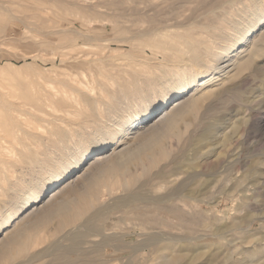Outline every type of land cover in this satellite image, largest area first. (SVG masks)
I'll use <instances>...</instances> for the list:
<instances>
[{
	"label": "rangeland",
	"instance_id": "374dc122",
	"mask_svg": "<svg viewBox=\"0 0 264 264\" xmlns=\"http://www.w3.org/2000/svg\"><path fill=\"white\" fill-rule=\"evenodd\" d=\"M78 1L81 4H79ZM78 1L75 0L73 2L74 4L73 3L72 4H70V3L66 4L65 3V5H64V3H62V1L60 0L59 2H61L62 5L61 4H54V5L51 4L50 7L53 9L50 10L49 13L47 15H44L43 17L46 20L49 19L47 21L50 23V25H54L55 22H57V23L59 22V24H61L62 21L64 20L63 23L67 24L66 28L68 30V35L66 37H68V39H70V40L75 39V42L76 41L78 42V45H77L78 50L76 51V53L73 54V56L77 60H85V61L92 60V58H95V56L99 57V55L101 56L103 54L102 57H104V58H102V57L101 58H102V61H103V59L105 60L103 62L104 65L101 67L100 66H98V67L94 66L93 68H91V70L85 74V77H82L81 85H79V87H77L76 91H67V94L70 97H69V100H66L65 103H58L57 101H55L54 103L50 102V101H41V102L37 101L38 104L40 105V106H37L38 104L34 100V97H36L37 94L32 93V92L26 93L25 91H20V90L17 91L18 89L16 87L7 86L5 84L0 85V89H1L0 90V109L4 108L5 105H13L17 112L22 111L23 113L27 112L30 114L33 110V113H31V114H33L32 115L33 117L28 115V114H24V117H23V115L20 116V118L18 117L17 125L8 124L9 127L12 126V131H13L12 136H14L13 139H12V137L9 138L8 137L9 135L8 136L5 135L3 129L5 128L4 126L7 124L5 123V121L4 122L2 120L0 121L1 125L5 124L4 126L2 125V127L0 125V130H1L0 132H2V133H0V221L1 222L5 218V215H6L5 213L8 212V210L14 208V206L19 207L20 202L26 193H28L31 190H36V191L41 190L44 187H46L48 185L47 184L48 177H49V174L51 172L59 171L63 168H75L74 165L76 164V161H78V165L76 167L78 169L76 170V172L73 173L72 177L69 179L70 181H68V183L65 185V187L63 189L60 190V192L63 191L68 186L73 187L74 191L77 192V195L73 196L76 204L73 203L71 205L77 206V207H79V205L81 204L82 197H79L80 195H82L83 197L85 195L86 200L89 199V196L86 197V195H88L87 191H90L88 189V187L90 185L86 186L85 184H83L82 175H85V174L89 175L90 172L93 173L92 171L95 169L94 166H96L97 162H99L101 160V158L104 156H107V155H108V157L113 156L116 153V151H118L121 148L122 144H124V143L129 144V142H132L131 144L133 145L136 142H139L138 135L145 132V130L149 129V126L151 125V123L158 121V118H160V116L162 117L163 115H165V113L168 110H170L169 108H171L172 103L178 102L179 99H180L179 101H182L185 94L183 96H177L178 98L176 97L172 100L169 99L167 108L163 109V111H162L161 107H160L161 98H162L161 97L162 96L161 91L165 85L172 83V81L174 79V75H172V74H173V71H175L173 68L176 67V69H179L178 66H180V68H181V65H182L181 69H184V67H185V69H188V71H189L191 66H193L191 68H194V67H196L195 64L198 63V62L195 63L194 61L189 60V56H188L189 53H187L188 54L187 56L185 54V56L187 58L184 56V59H186L188 62L187 61L183 62V59H182L183 57L180 56L182 61H179L178 60L179 56L172 55L170 52L163 51V50H156V52H155V51H153L154 49L149 48L146 44H145V46L142 45L144 43L139 39H137V41H136V39H134V42L135 41L136 42L133 43V37L131 36L132 33L130 31H128L127 29H129V30L132 29V31H133V28H135V26H134L135 24L132 20L133 19L135 20V17L134 18L131 17L132 14H129L130 10L126 11V10H128L127 8H124V7H127L126 4H125V6L121 5L119 7L121 11L124 8L122 12L117 10V8H115V7L110 8L109 5H107V7L106 6L98 7V8H100V10L95 7L94 11L95 10L96 11L98 10V11L92 12L93 14H95L96 17L93 15V17L90 18V21H91L90 24L92 23L91 25H93V26L95 25V27L99 28L100 32L97 31V34H96L97 40L96 41L82 42L81 41L82 39L78 38V35H76V33H75L76 29L78 31H82V32H84V30H85L84 27L82 28V27H80V25H78V23H76L79 20H81L80 19L81 14H79L80 12L75 13L76 11H74L72 7H79L81 9L82 7L85 6L86 3L83 2L84 0L83 1L78 0ZM89 1H91V0H89ZM92 1L96 3L99 0L98 1L92 0ZM92 1L89 3L92 4L93 3ZM104 1L100 0L98 4H102V2L104 3ZM109 1L106 0L105 2L108 4ZM111 1H114V0H111ZM155 1H158V0H155ZM164 1L160 0V2H162L163 4H167V5L173 4L174 8H178L175 10L178 11L177 12L178 16H180V17H178V19L176 18V22L178 21L181 25L179 24V25H177V27L174 26L175 29L173 27V29H170V31L173 30V32L175 31V33H181V32L182 33H186V32L188 33V32H190L192 34V36L194 34H198V35L194 36V38L196 37V39L197 38L208 39V35L205 33V30L207 29V27L210 28L213 25L216 26L218 23L221 26L223 25L222 26L223 28H227V27L229 28L231 26L228 29V31H230V32L233 31V29L235 30V27L237 25L236 23H238V21L239 22L242 21L245 24L246 21H243V19L246 20L247 15L245 17V15L243 16L242 14L245 13V14L249 15L251 13L250 9L253 10L251 6H248L249 4L253 6L254 4L256 5L258 3L256 6L259 5V7L262 8V11H264V7H263L264 6V0H254V3L252 2L253 0L252 1H250V0L249 1L248 0H239V1L238 0H235V1L234 0H232V1H229V0H217V1L216 0H211V1L210 0H203L204 3L202 0H193V1L192 0H184V1L183 0H174V1L172 0V2L170 0L169 1L164 0ZM186 1L188 2V6H187ZM209 1L210 2L215 1V3H210ZM226 1H229L230 3L226 2ZM241 1H243V2H241ZM115 2H117V1L115 0ZM179 2H181L180 3L181 6L178 5ZM231 2L234 5H232ZM237 2H239L240 4L237 5L238 4ZM250 2L253 4H251ZM76 3H77V5L75 6ZM226 3L231 4V6H229L228 9L226 7V6H228ZM235 3H237V4H235ZM223 4H226V5H223ZM12 5H14V6H12ZM30 5H31V7H30ZM55 5L57 6V8L56 7L54 8ZM175 5H177V6L175 7ZM140 6H143V4H140L139 7ZM205 6H207V7H205ZM220 6H222V8ZM233 6H235V7H233ZM247 6L250 9H248ZM61 7H63V8H61ZM224 7H226V8H224ZM179 8H180V10L184 9V8H186V9H184V11L183 10L179 11ZM223 8L225 10H223ZM105 9H107L109 11L107 12V10H105ZM200 9H202V11ZM215 9H217V11ZM219 9H221L224 12V14L222 13V15L226 16L229 13L230 15H228V17L229 18L234 17L235 19L234 18L228 19L224 16L222 17L221 16L222 11ZM238 9H240V10H238ZM241 9L243 10V12ZM246 9H247V12H246ZM113 10H115L116 12ZM53 11L54 12L56 11L55 14ZM60 11H62V12L60 13ZM117 11H119L120 13ZM203 11H204V13H203ZM210 11H211V13H210ZM215 11H216V13H215ZM112 12H114V13H112ZM212 12H214L216 14L214 17H213L214 13H212ZM218 12L220 13L221 17L219 16ZM64 13H66L67 15L70 13L71 15H69V16L72 18L65 16L66 14H64ZM104 13L106 14V16H104L105 15ZM125 13H127V14H125ZM192 13H194V14H192ZM225 13H226V15H225ZM235 13H236V15H235ZM238 13L240 14L239 17H238V15H239ZM56 14H57V16H56ZM62 14H64V15H62ZM75 14H76V16H75ZM77 14H79L78 19H77ZM114 14H116V15H114ZM205 14H206V16H205ZM127 15H130V16L126 17ZM211 15L213 17L212 18L213 20L215 18L216 20L220 19L221 21H219V20L218 21H215V20L212 21ZM217 15L219 18L217 17ZM61 16H63L64 18L66 17V19H64L63 17L61 18ZM185 16H186V18H185ZM241 16H242V20L240 18ZM263 16H264V14L257 17L256 22H259V21L260 22H259V24L257 23L258 25L255 27V29H253V31L248 32V30H247L248 25H243V24L241 25L240 24V29H238V32L241 33V31L244 28L248 32V34L247 33L245 34L243 40L249 39V38L252 39V38H254V36L259 34V32H261L260 28L264 27V19L262 20ZM54 17L59 18V19H56ZM73 17H75V18H73ZM196 17H199V18H196ZM201 17H203V18H201ZM39 18L35 17V11L33 10V3L31 0H26V1L25 0H21V1L20 0L19 1L18 0H2V1L0 0V80L9 79V77L11 78L10 75L12 74L13 69H14V71L15 70L18 71L19 76H27V75L35 74L36 73L35 71L37 69H41V68H42L41 70H43V68L48 69V71H50V72H48L46 70L45 73L46 74L48 73L49 75L52 74V76H55L59 72H61V71L64 72L66 70L67 63H64V64L60 63L61 58H59L60 56L58 54L59 52L57 49L52 48L53 49L52 50V49H44L43 48L44 50L42 49V51H41V48H37L35 46H32V41L38 40L41 38L40 36H38L37 31H36L38 29V27H37L38 24L42 21V19L41 18L39 19ZM223 18H226V19H223ZM71 19L72 20L76 19L74 25H70L69 21ZM231 19L235 20V21H232ZM191 20H193V21H191ZM197 20H199V23ZM201 20L205 21V22H202ZM222 21H224V23L227 21L229 26H227L228 24H226V23H225L226 24L225 25ZM115 22H117V23H115ZM194 22L195 23L197 22L196 23L197 25ZM36 23H37V26H34ZM112 23L114 25H110ZM145 23H143V26L147 25V23L146 24ZM186 23L188 25H190L191 27H194L195 25L198 26V27L195 26L197 28V30L194 29L195 27L194 28L190 27V30L188 31L187 29L189 28V26ZM203 23H205V24H203ZM115 24L121 25V26L117 27V25H115ZM128 24H130V25H128ZM132 25H133V27H132ZM185 25L188 27H186L185 29H182V27L184 28ZM39 26H40V24H39ZM125 26H127L129 28H127ZM120 27L122 29H120ZM179 27H180V29H178ZM202 28H204V30ZM113 29H115V31ZM199 29L201 31H199ZM184 30H186V31H184ZM104 31H106L105 35L103 34ZM108 31L111 33L112 32H114V33L111 34ZM196 31L199 33H195ZM238 32L233 35L234 41L236 40L235 38L238 37V35H240ZM73 33H75V35H74L75 37L73 36ZM101 35H103L104 37ZM199 35H201V36H199ZM129 36H131L132 38L130 37L131 38L130 39ZM105 37H107V38H105ZM100 38H101V40H98ZM119 38H121L122 40ZM112 39H113V42L111 43ZM124 39H126V40L124 41ZM197 40H202V39H197ZM104 41H105V43H104ZM114 41H116L115 42L116 44L119 41L121 45L119 43H118V45H116L114 43ZM101 42H103V43H101ZM121 42L124 44H122ZM140 42H142V43H140ZM136 43L138 45H136ZM106 44H107V46H106ZM126 44L129 46L132 45V46H130V48H132V50H131L132 53H131V51H129L130 48ZM81 45L83 47V49L81 47L82 50L79 48ZM84 45L89 46V47H85ZM96 45L98 47H96ZM103 45L106 47V49ZM138 46H140V47H138ZM136 47H137V49H134ZM141 47H142L143 51L140 49ZM84 48H86V49L88 48V49L87 50L85 49L86 50L85 51ZM97 48L99 51L95 50ZM239 48H241V45L234 47V53ZM117 49H119V50H117ZM47 50H49V51H47ZM100 50H103V51H100ZM116 50H117V52H116ZM135 50L137 51V53H135L136 52ZM150 50L154 53V55L152 54V52ZM82 51H84L85 56H83L84 54H81V53H83ZM88 51H90V52H88ZM109 51H110V53H109ZM157 51L159 52L158 54H157ZM86 52H87V54H90L89 56L93 55L92 58L89 56H86L87 55ZM105 52H107V53L105 54ZM112 52H115V53H112ZM160 52L162 54H160ZM260 52H262V54ZM260 52H258L252 58L251 63L247 67H245L244 69L239 71L235 77L231 78L230 80H227L228 77L226 76V74H223V75L220 74L219 77H218V75H216L215 76L216 81L213 80L214 82L213 81L210 82L208 85H206L202 89L195 91L193 93L194 97L196 98L200 93L203 92L202 94L199 95V96H202L199 99L197 107H196V108H198V107L199 108L197 110L193 109L189 113V116L184 117L183 121H181L177 125L176 132L174 133V135L167 137L164 141L165 143L168 141L167 144L165 145L167 147L166 148V156L164 158H162L163 159L162 161H159V164H161L159 166H160V169L163 167L162 169L165 172V173L163 172V176L167 175L166 176L167 178L165 176L152 178V177H154L155 173H157L159 170L157 168H153L154 166L153 167L151 165L147 166V164H145V163H144L145 165H142V166L137 164L135 166L131 165L128 167V170H131L132 175H134L136 173L135 174L136 177L135 176L133 177L134 178L133 182L135 181V183L132 186L130 184V186L132 188L129 185H127L126 187H122L123 183L121 181H123V180L118 182L117 180H114L111 177H109V178L106 177V179L102 178L103 181L102 180L98 181L95 185V188L92 189L93 195H95L94 193H97V199H96V196H93L97 200V202L95 201L94 203L101 204V205L99 206L97 204H95V205L93 204L95 206V208H94L95 210L94 209L92 210L89 208L90 210L88 209V210H86L87 212L85 211L86 214L77 215V216H79L80 219L82 218L81 216H83L84 217V219L82 218L83 221L81 219L80 221L77 222V220H79V218H77V220L75 219L76 220L75 223L74 222H68L67 225H65V223L63 224V222H62V224H61V221L59 219H57L56 217H54V218L50 219L51 221H48L46 223L43 222V224L40 223L41 225L39 224L35 228L28 229L27 233L25 235L26 238L24 237V239H23L24 243H26V244L22 243L24 245L21 246L22 249H24V250H22V252L21 251H18L16 253L13 252V255L10 254V256L4 258L5 260L2 259L0 261V264H57V263L58 264H67V263L68 264H81V263L82 264H84V263L90 264V262H91V264H99V263L103 264L102 262H105V264H106L107 261L110 264H118L119 262H120L119 264H121L122 260H123L122 264H125V263H127V264H138V263H140L141 264V261H142V263H145V264H147V263L149 264V262L153 264V262L155 263V261H156L155 260L157 258L156 256H158V254H159L158 248L160 246H161L160 247L161 249L167 248V246H169L171 249L170 253L174 252V251H175V253H177V250H178V252L181 251V252L185 253V251H183V250H186L185 257H184L183 261L181 262L182 264H189V263L190 264H204V263L205 264H230V263L234 264V263H236V261H240L236 258V255H233L232 252L234 250H236V249H239V250L242 249L243 250V249H246L247 247L250 250H252L255 248L263 247L262 245H264V50L260 51ZM55 54H56V56H55ZM166 54H167V56H165ZM78 55H79V57H78ZM80 55H82V56H80ZM109 56L111 58H109ZM166 57L169 58L170 62L167 61L168 58H166ZM172 58L173 59L175 58L174 59L175 61H173ZM130 59H132V60H130ZM130 61H132V62L134 61L135 68H137L136 64L139 66L137 69H135V71L137 70L136 73H139V72L141 73L139 75V77L137 75H135V71L130 72L128 69H126L127 65H125V64H129V65H130V63L132 64V62H130ZM144 61H146V62H144ZM149 61L151 62L150 64H149ZM162 61L165 62V65ZM190 61L193 64H191ZM9 63L10 64L12 63L13 65L12 64L9 65ZM26 63L32 64V66L34 68H24V67H27ZM143 63H145V64H143ZM146 63H148L149 65ZM166 63H168V64H166ZM169 63H170V65H169ZM115 64H117V65H115ZM118 64H119V66L122 64L123 65L118 67ZM134 64H132V66ZM162 64L165 67H167V65H169L167 67L168 70H167V68L162 67ZM145 66H146V68H145ZM186 66H189V67L186 68ZM122 67H125V68H122ZM147 68H149V69H147ZM163 69H165V71ZM171 69H173V70H171ZM143 70L146 72L145 75H147V76L149 75L148 77H150V74H151L152 77H150V81L147 79L148 77L144 75L145 72ZM162 71H163L164 75L162 74ZM166 71H167L168 75L166 74ZM168 72H170V73H168ZM147 73H150V74H147ZM230 74H233V71ZM157 75H158V77H157ZM142 76L146 77V78H143ZM85 78H86V80H85ZM153 78H154V80L151 81V79H153ZM144 79H146L147 81H145ZM83 80L86 81V83ZM159 80H161L160 81L161 84L159 83ZM225 80L227 82L225 83V85H224L225 87H224L221 83H223ZM156 81H158V82H156ZM124 83H125V85H124ZM133 83H136V86L137 85L138 86L136 88L134 86H133V88L132 87H126V86H129V84H133ZM115 84H117V85H115ZM120 85L121 86L123 85L124 87L123 86L121 87ZM157 85H159L160 87L159 86L157 87ZM81 86H83V87H81ZM5 87H7V88H5ZM12 87L15 89H13ZM217 88H218V90H217ZM12 89H13V91H12ZM197 89H199V88H197ZM197 89L195 86L192 88L191 91L197 90ZM204 89L206 91H204ZM208 90H210V91L212 90V91L210 92ZM14 92H15V94H14ZM196 92L198 93V95ZM8 93H10V94H8ZM21 93L22 94L24 93L23 94L24 96ZM55 95H56L55 96L56 98H58V99L60 98L59 97L60 94L58 95L55 93ZM113 95H115V96H113ZM153 102H154V104H153ZM22 104H25L24 107H22L23 106ZM142 105L146 109L145 108L142 109L143 111H141L140 120L135 123V124H137V123L138 124L135 126V125H132L133 122H131V123H129V125L128 124L125 125L124 127H126L128 130L127 132H125L126 135L125 134H119L115 139L110 138L111 131L113 132L116 129H118L119 126H121L123 121L127 118V114L134 112L135 108L137 106H142ZM20 108H22V109H20ZM0 111H2V110H0ZM38 111H39V114L37 115V113H36L35 115L38 116L39 118L34 115V113L38 112ZM119 113H121V114L123 113V114L121 115ZM162 113H163V115H162ZM67 115H69V116H67ZM118 115H120V116H118ZM122 116H124V117L122 118ZM119 117H120L121 121H120ZM29 118L32 119V122H31V119H29ZM22 119H24V120H22ZM122 119H123V121H122ZM35 120H37V121H35ZM41 120H43V121H41ZM26 121H28L29 123L31 122V123L28 124ZM116 123L119 125H117ZM114 124H116L115 128H114ZM110 129H112V130H110ZM13 133H14V135H13ZM1 134H3V135H1ZM131 135H132V137H131ZM134 135H135V137H133ZM102 141L109 143L107 150L104 153L99 154L93 158L90 155V157H88V159H86L87 156H84V155L89 153L92 149H95L98 146H100ZM170 141H172V142H170ZM131 144H130V146H131ZM28 154H30V155H28ZM155 157H156V159H158V156H155ZM172 159H174V160H172ZM34 160H36V161H34ZM170 160H171V162H170ZM162 162H163V165H162ZM167 162L168 163L170 162V163L167 164ZM165 163H166V165H165ZM88 165H89V167H88ZM167 165H169V166L171 165V166L169 167ZM165 166L167 167L166 169H164ZM171 167H172V169H171ZM148 168H151V169L149 170ZM147 169L149 171H151V173ZM168 169H169V171L166 172ZM136 170H138L140 172H138ZM144 171H147V172H144ZM162 171H161V173H162ZM81 173H83V174H81ZM168 176L171 179L168 178ZM149 178H152V179H149ZM159 178L162 179L161 180L162 183H161ZM163 178H165V179H163ZM174 178H176L178 181L175 180ZM135 179H137V180H135ZM166 179L169 182H167L165 184ZM148 180H149V182H148ZM150 180L152 182L154 181L153 183L155 184V186L152 182H150ZM171 180L174 181V182L172 181V184H174L173 187H176L180 183L182 186H183V184H185V187L183 186V191L181 194H183V192L185 191L184 195H182V199H184L185 201L189 200V202L193 206L192 211H190L193 214H192V216L188 217V219H190L191 222L187 219L186 220L187 222L183 223L176 216H174L172 214H168L166 212L159 211V209L162 206L158 207L157 204L156 205L154 204V206H153V204H147V203H144L141 201L139 203V201H138L135 203V205H137L139 203L136 207H139L140 204L141 205L139 207L140 209H137L136 207H134L136 209V211L133 207L131 208L128 206H125L124 208L122 207L123 209L120 207L121 208L120 210H119V208L114 209L115 208L114 204H111V202L112 201L115 202L116 201L115 199H117L118 197L120 198V196L122 197V195H125L127 192L132 191L131 189H133V191H136V190L140 191L141 190L140 192L139 191L138 192L140 194L143 192L144 194L143 193L141 194V196L144 195L143 197L148 195L146 197L151 199L152 195H153V197L157 195L156 198H160L161 196H163V194H165L167 192L165 190H167V187L169 188V185H171V182H170ZM90 181H92V180H90ZM157 181H158V183H157ZM146 182H148V183H146ZM155 182L157 183V185ZM159 182L161 185L159 184ZM176 182H178L179 184ZM115 183H116V185H115ZM151 183H152V185H151ZM139 184H142V185H139ZM146 184H147V186H145ZM164 184H165V186L168 184L166 189H163V187H165ZM149 185H151L152 188ZM98 186L100 189L98 188ZM115 186H116V188H115ZM137 186H138V188H137ZM139 186H140V188H139ZM148 186L151 189H149ZM153 186H154V188H153ZM173 187H171V188H173ZM128 189H129V191H127ZM153 189L155 191L156 190L157 191L154 192ZM158 189H162L163 191L158 190ZM102 191H104L105 193L104 192L102 193ZM147 191L150 192V194L149 193L147 194L146 193ZM78 192H79V194H78ZM98 192H99V194H98ZM159 192H160L161 196L159 195V197H158ZM151 193H153V194L151 195ZM58 195H59V193L55 194L52 197L51 196L45 197L46 199H44V202L48 201L52 198H57ZM149 195H151V197ZM242 196L245 198L244 202H246V200L249 201V202H246V203H248L247 206L243 205V207H242V205H241L243 203ZM156 198L154 197L152 199H156ZM16 203H18V204L16 205ZM42 204L43 203L38 204V205L36 204L34 206V209H32L31 211L28 210L30 213L28 211L21 213L19 216H17L13 220V222L12 221L10 222L11 224L9 223L8 226L5 227L6 229L4 231H0V246L2 245L1 241L4 240L5 238H7V236H10L12 233L17 232V230L18 231L21 230V228H23V227L25 228L29 224L30 223L29 220L31 219L30 215H32L34 212H36V209L39 208L40 205L42 206ZM110 204L112 206H110ZM144 205H146V212L144 211L145 210ZM147 205H149V206L147 207ZM73 206H71V207H73ZM94 206H92V207H94ZM108 206H109V208H108ZM150 206H151V208H149ZM155 206L157 208H155V210H154L153 208ZM166 206H168V205H166ZM102 207L103 208L107 207L108 209L106 208L107 209L106 210L104 208L105 210L104 209L102 210V212L104 214H101V216L102 215L105 216L106 211H108L107 213H110V212L111 213L107 214L106 217H104V218L101 217V219H100L101 221L100 222L98 221L99 224H96V225H98L96 227L98 229L97 231L101 232L102 230H104L101 232V235L103 236L105 234L107 236H110L109 233H111L114 230V232H112V233H116L117 236H114V234H112V233H111V235L114 236L113 239L115 237H117V240H119V241L116 242L117 240L114 239L115 240V242H114L115 244H114L113 243L114 240L110 239L109 249H107L105 251H101V252H104L101 255L100 254L101 252H98V253H97V251L95 252L94 245L101 241L102 236L100 238L99 237L100 233L95 231L96 234L93 233V234H95V236H93L94 237V240H93V237H91L92 232L86 231L87 233L88 232L89 233L87 234L86 232H84L87 234V235L84 234V236L85 237L90 236V237L84 238L83 240H85V241L82 240L83 244L80 245V248L82 249L81 253L83 252V250H84V253L82 255H79L80 254V251H79V252L75 253L74 255L73 254L70 255V258L73 256L72 260H68V259H70L69 257L65 258L62 256L63 258H65V260L63 258H61V254H62L61 250L69 245V243H68L69 241L66 238L67 237L66 235H68V233L70 234V233H77L78 231L79 232L85 231L82 227L79 228L78 225L82 226L81 222L82 223L85 222V220L88 219L89 216L90 217L93 216V213L95 211H97V209H101ZM3 209H4V211H3ZM109 209H113V210H109ZM156 210H158V211H156ZM120 211L123 213H118ZM130 211H131V213H130ZM140 211L144 212V214L140 213ZM151 211H153V212L149 213ZM91 212H92V214H91ZM132 212L134 215H132ZM156 212H157V214H156ZM89 213H90V215H89ZM159 213H160V216H159ZM146 214H150L151 217L153 215L154 216L151 218L149 215H146ZM85 215H87V216H85ZM130 217H133L136 220L138 218L139 219L136 221L135 219L132 220V218H130ZM156 217H157V219H156ZM105 218H107V219H105ZM141 218H143V219H141ZM26 219H28V220H26ZM150 219H153V220L150 221ZM143 220H146V221H143ZM142 221H143V223H142ZM155 221H157L159 223L158 224L159 226H157V224H155V223H157ZM188 222H190V223L187 224ZM231 222H235V223L237 222V223L235 224L236 226H234L233 230L229 231L228 229H230V228H229L228 224H230ZM153 223H154V225H153ZM248 223H250V227L247 228V230L249 229V231L246 230V226L248 225ZM101 224H102V226H101ZM144 224L146 225V227L149 226V228L152 227L155 230H153V232H152L149 228H147V229H149L148 230L149 233H147L146 227ZM117 225H119V226H117ZM137 225H138V227H140L139 229H138ZM20 226H21V228H19ZM143 226L145 228H143ZM155 226H156V228L158 227L157 228L158 230L155 228ZM66 227L68 229H65ZM112 227L113 228L119 227V228L118 229H112ZM77 228H78V230H77ZM182 228H183V230H182ZM12 229H14V230H12ZM140 229H142V230H140ZM76 230H77V232H76ZM80 230H82V231H80ZM139 230L141 231V234H140V232H138ZM161 230H162V232H161ZM117 231L119 234L117 233ZM144 231L146 233H144ZM244 231H246V232H244ZM104 232H106V233H104ZM97 233H99V235H97ZM138 233H139V235H138L139 237L137 236ZM151 234H153V236L155 238L157 236V240L160 239L159 240L160 243L157 242V247L154 245V244H156V242L155 243L154 242L153 243L148 242L151 245L146 243V240L147 241L149 240L148 236H152ZM118 235L120 237H122L123 235H125V236H123L122 237L123 239L120 240L121 238L118 237ZM193 236H194V238H193ZM95 237H99L98 242L95 241V239H96ZM142 237H143L144 241L142 240ZM258 238H259V240H258ZM136 239L140 240V242H142L143 244L145 242V244L143 246L145 249L143 248L140 250L137 248L138 246L140 248L142 246V243L138 242ZM90 240L93 242L95 241L94 242L95 244L90 242ZM30 241H32V242H30ZM121 241H122V243H124V247L127 246L128 248L126 247V249H124L122 247L123 244H121ZM185 241H187V242H185ZM85 243H87V244H85ZM116 244H118V246ZM132 244H133V246L137 245L135 247L136 250L135 249L133 250ZM52 245H54V246H52ZM59 245H60V247H59ZM152 245H153V247H156V248H152L151 247ZM165 245H166V247H165ZM129 246L131 247V249L129 248ZM93 247H94V250H93L94 252H92ZM115 247H118L120 249L122 247L123 250L122 249L117 250V248H115ZM169 247H168V249H169ZM55 248H57V249L59 248L61 250H57V249L55 250ZM172 248H174L175 250ZM230 248H232V249H230ZM248 248H247V250H249ZM89 249H91L90 253H89ZM205 250H207V251H205ZM239 250H236V251H239ZM236 251H234V252H236ZM19 252H21V253H19ZM86 252H88V253H86ZM134 252L137 254H134ZM95 253H97L99 255L97 256V254H95ZM153 253L156 254V256H155L156 258L153 256V255H155ZM230 253L232 256L230 255ZM76 254H78V255L76 256ZM103 254L106 257L104 256L103 258H101L100 256H103ZM33 255L34 256L36 255V257H38V256H41V257L40 258L38 257L36 259V257H34ZM81 256H83V258H84V263L82 262V259H80V258H82ZM84 256L86 257V259ZM190 256H192V257H190ZM32 257L35 259V261L33 260ZM92 257H94V260ZM98 257H100L102 260L100 258L98 260ZM263 257H264V254H263ZM87 258L90 261H88ZM24 259H25V261H24ZM112 259H113V262H112ZM114 259H116V260H114ZM187 259H188V261H187L188 263H185L184 261H186ZM257 261H259V260H256L255 262H253L251 264H257V263L260 264L259 262H261V261H259V262H257ZM96 262H99V263H96Z\"/></svg>",
	"mask_w": 264,
	"mask_h": 264
},
{
	"label": "bare ground",
	"instance_id": "6f19581e",
	"mask_svg": "<svg viewBox=\"0 0 264 264\" xmlns=\"http://www.w3.org/2000/svg\"><path fill=\"white\" fill-rule=\"evenodd\" d=\"M2 1V0H1ZM19 1V0H18ZM21 1V0H20ZM26 1V0H25ZM32 1V3H33V10L35 11V17H40L41 19H42V21L39 23L40 24V26H39V24H38V26H37V23L39 22H37L34 26H37L38 27V29L36 30L37 31V34H38V36H40L41 38L40 39H38V40H34V41H32V46H35V47H37V48H41V51H42V49L44 48V49H57L58 50V54H59V58H61V64H64V63H67V67H66V70L64 71V72H59L57 75H55V76H52V74L51 75H49L48 73V75L45 73L46 72V70L48 71V69H44L43 68V70H41V69H37L35 72V74H32V75H27V76H19V74H18V71L17 70H15L14 71V69H13V71H12V74L10 75L11 76V78L9 77V79H2V80H0V85H2V84H5V85H7V86H13V87H16L17 89V91H25L26 93H29V92H32V93H35V94H37V96L36 97H34V100H35V102L38 104V102H41V101H50V102H55V101H57L58 103H65L66 102V100H69V95L67 94V91H76V89H77V87H79V85H81V80H82V77H85V74L87 73V72H89L90 70H91V68H93L94 66H103L104 64H103V62L105 61L104 59H103V61H102V58H104V57H102V55L100 56L99 55V57H96L95 55V58H92V56H89L90 54H87V52H86V56H89V57H91L92 58V60H87V61H85V60H77L74 56H73V54L74 53H76V51L78 50V48H77V45H78V42L76 41L75 42V39H72V40H70V39H68V37H66L67 35H68V30H67V28H66V25L67 24H65V23H63L64 22V20L62 21V23L61 24H59V22L57 23V22H55L54 23V25H50V23L47 21V20H49V19H45L43 16L44 15H47L48 13H49V11L50 10H52L53 8H51L50 7V5L51 4H61V2H59L60 0H31ZM62 1V3H64V5H65V3L66 4H72L75 0H61ZM78 1V0H77ZM83 1V0H82ZM81 1V2H82ZM92 1V0H91ZM91 1H89V0H84L83 2H85L86 4H85V6L84 7H82L81 9L79 8V7H72L73 8V10L74 11H76L75 13H77V12H80L79 14H81V20H79L78 22H76V23H78V25H80V27H84V32H82V31H78L77 29H76V35H78V38H81L82 40V42H85V41H96L97 40V38H96V34H97V31H99V28H97V27H95V25L93 26V25H91L90 24V18L91 17H93V15L95 16V14H93L92 12L94 11V9H95V7L96 8H98V7H104V6H106L107 7V5H109L110 6V8L111 7H115V8H117V10H119V11H121L120 10V6L121 5H124L125 6V4L127 5V7H124V8H127L128 10H126V11H129L130 10V13L129 14H132L131 15V17H135V20L133 19H131L133 22H134V26H135V28H133V31H132V29L131 30H129V29H127V28H129V27H127V26H125V27H127L126 29L128 30V31H130L132 34H131V36L133 37V43H135L136 41H137V39H139V40H141L144 44H142V45H144L145 46V44L149 47V48H151V49H154L153 51H155L156 52V50H163V51H167V52H170L172 55H177V56H179V61H182V59H183V62L185 61H187L186 59H184V56H185V54H186V56L188 55L187 53H189V60H191V61H194L195 63L196 62H198L197 64H195L196 65V67H194V68H191V67H193V66H191L190 67V69H189V71H188V69H185V67H184V69H181L182 68V65H181V68H180V66H178L179 67V69H176V67L175 68H173L175 71H173V74L172 75H174V79H173V81H172V83H170V84H168V85H165L164 87H163V89H162V91H161V94H162V98H161V105H160V107H161V110L163 111V109H165V108H167V106H168V102H169V99H174V98H176L177 96H183L184 94H185V96L183 97V99H182V101H179L178 99V102H175V103H172L171 104V108H169L170 110H168L166 113H165V115H163V113H162V117L160 116V118H158V121H156V122H154V123H151V125L149 126V129H147V130H145V132H143V133H141L140 135H138V139H139V142H136L135 144H131L132 142H129V144H122V146H121V148L118 150V151H116V153L113 155V156H109L108 157V155L107 156H104V157H102L101 158V160L99 161V162H97V164H96V166H94V170L92 171L93 173H91L90 172V176L89 175H82V181H83V184H85L86 186H89L88 187V189L90 190V191H87L88 192V195H86V197L87 196H89V199H85V195H84V197L82 196V195H80L79 197H82V199H81V204L79 205V207H77V206H73V205H71V204H76L75 203V200H74V198H73V196H76L77 195V192L76 191H74V189H73V187H67V188H65L63 191H61L60 192V190L61 189H63L64 187H65V185L68 183V181H70L69 179L72 177V175H73V173L74 172H76V170L78 169V168H76L77 167V165H78V161H76V164L74 165L75 166V168H63V169H61V170H59V171H53V172H51L50 174H49V177H48V182H47V186L46 187H44L43 189H41V190H31V191H29L28 193H26L25 195H24V197L22 198V200H21V202H20V205H19V207H15L14 206V208H12V209H10V210H8V212H6L5 214V218L3 219V221L0 223V231H4L6 228L5 227H7L8 226V224L12 221L13 222V220L17 217V216H19L21 213H23V212H26V211H31L32 209H34V206L37 204H41V203H43L42 204V206L40 205V207L39 208H37L36 209V212H32L31 214L32 215H30V220H29V224L24 228H21V226L19 227V228H21V230H17V232H14V233H12L10 236H7V238H5L4 240H2L1 241V243H2V245L0 246V261L2 260V259H4V258H6V257H8V256H10V254H12L13 255V252H18V251H21L22 252V250H24V249H22V247L21 246H23L24 244H26V243H24V241H23V239H24V237H25V235H26V233H27V230L28 229H31V228H35V227H37L40 223H42L43 224V222L44 223H46V222H48V221H51L50 219H52V218H54V217H56L57 219H59L60 221H61V224H62V222H63V224L65 223V225H67V223L68 222H76V220H77V218H79V216H77V215H80V214H86V210H88L89 208L90 209H94L95 208V204H97V203H94L95 201L97 202V193H94L95 195H93V191H92V189L93 188H95V185H96V183L98 182V181H100V180H102L103 181V179L102 178H105L106 179V177H111V178H113L114 180H117L118 182L119 181H121V180H123V181H121L123 184H122V187H126L127 185H129L130 186V184H131V186L135 183V181L133 182V177L135 176V174L134 175H132V172H131V170H128V167L129 166H131V165H133V166H135V165H137V164H139V165H145V164H147V166L148 165H151L153 168H157L159 171L157 172V173H155V175H154V177H152V178H157V177H166L167 175H164L163 176V172H164V170L161 168L160 169V166L159 165H161V164H159V161H162L163 159L162 158H164L165 156H166V144H167V142L165 143L164 141H165V139L167 138V137H170L171 135L173 136L174 135V133L176 132V127H177V125L181 122V121H183V119H184V117H186V116H189V113L193 110V109H198V108H196L197 107V104H198V101H199V99L202 97V96H199L200 94H202V93H200L199 95H198V93H197V95L199 96H197L196 98L194 97V95H193V93L195 92V91H198V90H200V89H202L203 87H205L206 85H208L210 82H212L213 80H215L216 79V75H218V77H219V75L220 74H226V76L228 77L227 78V80H230L231 78H233V77H235L236 76V74L239 72V71H241L242 69H244L245 67H247L250 63H251V61H252V58L258 53V52H260V51H263L264 50V27H262V28H260L261 29V32H259V34H257L256 36H254V38H252V39H245V40H243L244 39V36H245V34L247 33L248 34V32L249 31H253V29H255V27L259 24V22H256L257 21V17L258 16H261V15H263L264 13V11H262V8L261 7H259V5L258 6H256L255 4L252 6V5H248V6H251L252 7V9L253 10H251L248 6H247V8L248 9H250V14L248 15V14H242L243 16L245 15V17H246V15H247V17H246V20L245 19H243V21H246L245 22V24H244V22H239L238 21V23H236L237 25H236V27H235V30L233 29V31H228V29L231 27H227V28H223L219 23L216 25V26H214L213 24V26H211L210 28L209 27H207V29L205 30V33L208 35V39H204V38H197V39H202V40H197L196 39V37L194 38V36H196V35H198V34H194L193 36H192V34L190 33V32H186V33H175V31L173 32V30L172 31H170V29H173V27L174 26H176L177 27V25H179L180 23L177 21L176 22V18L178 19V17H180V16H178V11H176L175 9H178V8H174V6H173V4L172 5H167V4H163L162 2H160V0H158V1H155V0H116L117 2H115V0L114 1H109L108 2V4L104 1V0H102V1H104V3L102 2V4H98L99 3V1L98 0H96V1H98V2H93L92 4H90L89 2H91ZM162 1H164V0H162ZM169 1V0H168ZM171 2H172V0H170ZM174 1V0H173ZM184 1V0H183ZM193 1V0H192ZM203 1V0H202ZM211 1V0H210ZM209 1V2H210ZM217 1V0H216ZM229 1H232V0H229ZM229 1H226V2H229ZM235 1V0H234ZM233 1V2H234ZM239 1V0H238ZM249 1V0H248ZM250 1H252V0H250ZM165 2V1H164ZM187 2V1H186ZM241 2H243V1H241ZM253 3H254V0L252 1ZM78 3H79V1H78ZM106 3V4H105ZM180 3L181 2H179V4L178 5H180ZM183 3V2H182ZM191 3V2H190ZM203 3H204V1H203ZM210 3H215V1H212V2H210ZM209 3V4H210ZM230 3V2H229ZM238 3V4H237ZM237 3H235V4H237V5H239L240 3L239 2H237ZM249 3V2H248ZM251 3V2H250ZM253 3H251V4H253ZM10 4V3H9ZM30 4V3H29ZM74 4V3H73ZM79 4H81V3H79ZM140 4H143V6H140L139 7V5ZM145 4V5H144ZM185 4V3H184ZM193 4V3H192ZM208 4V5H209ZM227 4V3H226ZM226 4H223V5H226ZM231 4H232V2H231ZM231 4H227L228 6H226L227 7V9L229 8V6H231ZM28 5V4H27ZM32 5V4H31ZM31 5H30V7H31ZM62 5V4H61ZM63 5V6H64ZM77 5V3L75 4V6ZM186 5V4H185ZM190 5V4H189ZM204 5V4H203ZM207 5V6H208ZM232 5H234V4H232ZM262 5V4H261ZM12 6H14V5H12ZM70 6V5H69ZM129 6V7H128ZM177 5H175V7H176ZM181 6V5H180ZM187 6H188V2H187ZM186 6V7H187ZM193 6V5H192ZM207 6H205V7H207ZM210 6V5H209ZM28 7V6H27ZM57 8V6L55 5L54 6V8ZM65 7V6H64ZM71 7V6H70ZM105 7V8H106ZM123 7V6H122ZM142 7V8H141ZM216 7V6H215ZM218 7V6H217ZM221 8H222V6H220ZM226 7H224V8H226ZM233 7H235V6H233ZM264 7V6H263ZM59 8V7H58ZM61 8H63V7H61ZM79 8V9H78ZM119 8V9H118ZM123 8V9H124ZM182 8V7H181ZM210 8V7H209ZM223 8V10H225ZM2 9V8H1ZM65 9V8H64ZM99 10H100V8H98ZM123 9H122V11H123ZM184 9H186V8H184ZM184 9H181L180 10V8H179V11H184ZM226 9V10H227ZM234 9V8H233ZM5 10V9H4ZM57 10V9H56ZM59 10V9H58ZM61 10V9H60ZM63 10V9H62ZM66 10V9H65ZM105 10H107V9H105ZM196 10V9H195ZM201 11H202V9H200ZM216 11H217V9H215ZM219 10H221V9H219ZM238 10H240V9H238ZM237 10V11H238ZM242 10V9H241ZM96 11V10H95ZM94 11V12H95ZM98 11V10H97ZM96 11V12H97ZM103 11V10H102ZM109 10H107V12H108ZM113 11H115V10H113ZM119 11H117V12H119ZM121 11V12H122ZM189 11V10H188ZM187 11V12H188ZM192 11V10H191ZM216 11H215V13H216ZM222 11V10H221ZM228 11V10H227ZM54 12V11H53ZM56 12V11H55ZM55 12H54V14H55ZM62 11H60V13H61ZM104 12V11H103ZM116 12V11H115ZM198 12V11H197ZM200 12V11H199ZM220 12V11H219ZM218 12V13H219ZM242 12H243V10H242ZM246 12H247V9H246ZM112 13H114V12H112ZM120 13V12H119ZM180 13V12H179ZM182 13V12H181ZM203 13H204V11H203ZM210 13H211V11H210ZM212 13H214V12H212ZM213 14V17L216 15V14ZM222 13L224 14V12L222 11L221 12V16L223 17L224 15H222ZM240 13V12H239ZM238 13V14H239ZM64 14H66V13H64ZM64 14H62V15H64ZM79 14H77V19H78V15ZM105 14V13H104ZM109 14V13H108ZM118 14V13H117ZM125 14H127V13H125ZM192 14H194V13H192ZM69 15H71L70 13L67 15H65V16H68V17H70ZM73 15V14H72ZM110 15V14H109ZM108 15V16H109ZM114 15H116V14H114ZM113 15V16H114ZM120 15V14H119ZM183 15V14H182ZM189 15V14H188ZM198 15V14H197ZM200 15V14H199ZM202 15V14H201ZM208 15V14H207ZM225 15H226V13H225ZM228 15H230L229 13H228ZM228 15H226V16H224V17H226V18H228V19H230V18H232V17H228ZM232 15V14H231ZM235 15H236V13H235ZM56 16H57V14H56ZM75 16H76V14H75ZM104 16H106V14L104 15ZM118 16V15H117ZM130 15H127L126 17H129ZM205 16H206V14H205ZM210 16V15H209ZM219 16H220V13H219ZM220 16V17H221ZM240 16V14L238 15V17ZM59 17V16H58ZM63 16H61V18H62ZM96 17V16H95ZM101 17V16H100ZM212 17V15H211V20L212 21H221L220 19H218V20H216L215 18H214V20L212 19L213 18ZM217 17H218V15H217ZM216 17V18H217ZM39 18V19H40ZM50 18V17H49ZM54 18H56V17H54ZM64 18V17H63ZM70 18H72V17H70ZM73 18H75V17H73ZM183 18V17H182ZM185 18H186V16H185ZM196 18H199V17H196ZM201 18H203V17H201ZM200 18V19H201ZM210 18V17H209ZM219 18V17H218ZM226 18H223V19H226ZM234 18V17H233ZM232 18V19H233ZM241 18V20H242V16L240 17ZM56 19H59V18H56ZM64 19H66V17L64 18ZM130 19V18H129ZM181 19V18H180ZM222 19V18H221ZM231 19V20H232ZM235 19V18H234ZM264 19V16L262 17V20ZM55 20V19H54ZM61 20V19H60ZM76 20V19H75ZM75 20H70L69 21V23H70V25H74L75 24ZM95 20V19H94ZM196 20V19H195ZM203 20V19H202ZM201 20V21H202ZM207 20V19H206ZM210 20V19H209ZM261 20V19H260ZM68 21V20H67ZM96 21V20H95ZM120 21V20H119ZM130 21V20H129ZM181 21V20H180ZM191 21H193V20H191ZM198 21V23H199V20H197ZM208 21V20H207ZM232 21H235V20H232ZM97 22V21H96ZM147 23V25L146 26H143V23ZM175 22V23H174ZM189 22V21H188ZM202 22H205V21H202ZM201 22V23H202ZM211 22V21H210ZM223 23H224V21H222ZM115 23H117V22H115ZM145 23V24H146ZM195 23V22H194ZM197 23V22H196ZM195 23V24H196ZM215 23V22H214ZM226 24H228L227 23V21L225 22ZM224 23V24H225ZM234 23V24H235ZM258 23V24H257ZM127 24V23H126ZM125 24V25H126ZM144 24V25H145ZM187 24V23H186ZM203 24H205V23H203ZM207 24V23H206ZM209 24V23H208ZM225 24V25H226ZM240 24L242 25H248L247 26V30H248V32H247V30L244 28L242 31H241V33H239L238 32V29H240ZM110 25H114L113 23L112 24H110ZM115 25H117V24H115ZM128 25H130V24H128ZM133 25H132V27H133ZM181 25V24H180ZM188 25V24H187ZM197 25V24H196ZM195 25V26H196ZM211 25V24H210ZM119 26H121V25H117V27H119ZM123 26V25H122ZM189 26V28L187 29L188 31L190 30V25H188ZM188 26H184V28L182 27V29H185L186 27H188ZM194 26V25H193ZM194 26V27H195ZM200 26V25H199ZM227 26H229V24L227 25ZM233 26V25H232ZM73 27V26H72ZM115 27V26H114ZM116 27V28H117ZM131 27V26H130ZM194 27H191V28H194ZM196 27H198V26H196ZM194 28V29H196L197 30V28ZM205 27V26H204ZM245 27V26H244ZM112 29V28H111ZM120 29H122L121 27H120ZM125 29V30H126ZM174 29H175V27H174ZM177 29V28H176ZM178 29H180V27L178 28ZM203 30H204V28H202ZM231 29V30H232ZM110 30V29H109ZM114 31H115V29H113ZM112 30V31H113ZM118 30V29H117ZM192 30V29H191ZM181 31V30H180ZM184 31H186V30H184ZM199 31H201L200 29H199ZM32 32V31H31ZM73 32V31H72ZM100 32V31H99ZM109 32V31H108ZM121 32V31H120ZM203 32V31H202ZM239 33L240 35H238V37H236L235 39V41L233 40V35L235 34V33ZM75 33H73V36L75 35ZM105 33H106V31H104V35H105ZM109 33H111V32H109ZM114 32H112L111 34H113ZM125 33V32H124ZM129 33V32H128ZM195 33H199V32H195ZM36 34V33H35ZM100 34V33H99ZM121 34V33H120ZM204 34V33H203ZM205 34V35H206ZM129 35V34H128ZM127 35V36H128ZM98 36V35H97ZM101 36H103V35H101ZM120 36V35H119ZM124 36V35H123ZM131 36H129V38L131 37ZM199 36H201V35H199ZM75 37V36H74ZM104 37V36H103ZM121 37V36H120ZM131 37V38H132ZM198 37V36H197ZM105 38H107V37H105ZM112 38V37H111ZM128 38V37H127ZM126 38V39H127ZM130 38V39H131ZM119 39H121V38H119ZM126 39H124V41L126 40ZM134 39H136V41L134 42ZM196 39V40H195ZM204 39V40H203ZM98 40H101V38L100 39H98ZM122 40V39H121ZM14 41V40H13ZM109 41V40H108ZM117 41V40H116ZM116 41H114V43L116 42ZM120 41V40H119ZM118 41V43L120 44V42ZM123 41V42H124ZM131 41V40H130ZM129 41V42H130ZM99 42V41H98ZM113 42V39L111 40V43ZM128 42V43H129ZM142 42H140V43H142ZM101 43H103V42H101ZM100 43V44H101ZM104 43H105V41H104ZM108 43V42H107ZM113 43V44H114ZM118 43L116 44V45H118ZM122 43V42H121ZM126 43V42H125ZM127 43V44H128ZM110 44V43H109ZM122 44H124V43H122ZM126 44V45H127ZM130 44V43H129ZM92 45V44H91ZM105 45V44H104ZM103 45V46H104ZM121 45V44H120ZM136 45H138L137 43H136ZM238 45H241V48H239L235 53H234V47H236V46H238ZM85 46V45H84ZM106 46H107V44H106ZM127 46H129V45H127ZM130 46H132V45H130ZM130 46H129V48H130ZM81 47H82V45L79 47L80 49H81ZM85 47H89V46H85ZM96 47H98L97 45H96ZM105 47V46H104ZM103 47V48H104ZM134 47V46H133ZM138 47H140V46H138ZM91 48V47H90ZM144 48V47H143ZM146 48V47H145ZM148 48V49H149ZM43 49V50H44ZM52 49V50H53ZM82 49H83V47H82ZM81 49V50H82ZM86 48H84V50H85ZM88 49V48H87ZM86 49V50H87ZM105 49H106V47H105ZM134 49H137V47L136 48H134ZM141 50H142V47L140 48ZM147 49V48H146ZM33 50V49H32ZM85 50V51H86ZM92 50V49H91ZM95 50H98V48L97 49H95ZM110 50V49H109ZM115 50V49H114ZM117 50H119V49H117ZM117 50H116V52H117ZM132 50V48H130V50L129 51H131ZM39 51V50H38ZM47 51H49V50H47ZM99 51V50H98ZM100 51H103V50H100ZM106 51V50H105ZM113 51V50H112ZM122 51V50H121ZM136 51V50H135ZM140 51V50H139ZM143 51V50H142ZM151 51V50H150ZM33 52V51H32ZM56 52V51H55ZM83 53H81V54H84V51H82ZM88 52H90V51H88ZM152 52V51H151ZM95 53V52H94ZM93 53V54H94ZM98 53V52H97ZM100 53V52H99ZM107 52H105V54H106ZM109 53H110V51H109ZM112 53H115V52H112ZM125 53V52H124ZM131 53H132V51H131ZM135 53H137V51L135 52ZM139 53V52H138ZM141 53V52H140ZM159 52L157 51V54H158ZM164 53V52H163ZM234 53V54H233ZM261 54H262V52H260ZM259 53V54H260ZM78 54V53H77ZM80 54V53H79ZM127 54V53H126ZM152 54L154 55V53L152 52ZM156 54V53H155ZM160 54H162L161 52H160ZM159 54V55H160ZM112 55V54H111ZM110 55V56H111ZM118 55V54H117ZM55 56H56V54H55ZM77 56V55H76ZM80 56H82V55H80ZM83 56H85V54L83 55ZM108 56V55H107ZM109 56V58H111ZM146 56V55H145ZM165 56H167V54L165 55ZM183 57L182 59H181V57ZM185 56V57H186ZM32 57V56H31ZM54 57V56H53ZM78 57H79V55H78ZM102 57V58H101ZM128 57V56H127ZM126 57V58H127ZM171 57V56H170ZM55 58V57H54ZM82 58V57H81ZM84 58V57H83ZM143 58V57H142ZM145 58V57H144ZM166 58H168V57H166ZM176 58V57H175ZM174 58V59H175ZM187 58V57H186ZM79 59V58H78ZM165 59V58H164ZM173 59V58H172ZM171 59V60H172ZM173 59V61H175ZM181 59V60H180ZM110 60V59H109ZM114 60V59H113ZM130 60H132V59H130ZM146 60V59H145ZM223 60V61H222ZM125 61V60H124ZM135 61V60H134ZM134 61L132 62V61H130V62H132V64H134ZM142 61V60H141ZM151 61V60H150ZM149 61V64L151 63ZM167 61H169V58H168V60ZM190 61V63L191 64H193L192 62ZM123 62V61H122ZM126 62V61H125ZM137 62V61H136ZM144 62H146V61H144ZM148 62V61H147ZM163 62V61H162ZM170 62V61H169ZM188 62V61H187ZM164 63V65H165V62H163ZM173 63V62H172ZM12 64V63H11ZM10 63H9V65H11ZM27 64V67H24V68H34L33 66H32V64H29V63H26ZM124 64V63H123ZM122 64V65H123ZM132 64L130 63V65L129 64H125V65H127V67H126V69H128L130 72H133V71H135V69H137L139 66L136 64V66H137V68H135V64L132 66ZM143 64H145V63H143ZM146 64H148V63H146ZM148 64V65H149ZM166 64H168V63H166ZM8 65V66H9ZM13 65V64H12ZM66 65V64H65ZM115 65H117V64H115ZM122 65H120V66H122ZM124 65V66H125ZM169 65H170V63H169ZM169 65H167V67L169 66ZM172 65V64H171ZM187 65V64H186ZM119 66V64H118V67H120ZM142 66V65H141ZM158 66V65H157ZM160 66V65H159ZM177 66V65H176ZM184 66V65H183ZM40 67V66H39ZM144 67V66H143ZM149 67V66H148ZM162 67H164V68H167V67H165V66H163V64H162ZM174 67V66H173ZM187 67H189V66H186V68ZM9 68V67H8ZM57 68V67H56ZM122 68H125V67H122ZM145 68H146V66H145ZM156 68V67H155ZM158 68V67H157ZM98 69V68H97ZM101 69V68H100ZM103 69V68H102ZM115 69V68H114ZM147 69H149V68H147ZM173 69H171V70H173ZM64 70V69H63ZM94 70V69H93ZM139 70V69H138ZM164 71H165V69H163ZM167 70H168V68H167ZM97 71V70H96ZM141 71V70H140ZM144 71V70H143ZM233 71V74H230L231 72ZM48 72H50V71H48ZM52 72V71H51ZM104 72V71H103ZM137 72V70L135 71V75H137L138 77H139V75L141 74L139 71V73H136ZM145 72V71H144ZM124 73V72H123ZM168 73H170V72H168ZM172 73V72H171ZM54 74V73H53ZM105 74V73H104ZM146 74V72L144 73V75ZM147 74H150V73H147ZM162 74L164 75V73H163V71H162ZM166 74H167V71H166ZM165 74V75H166ZM18 75V76H17ZM168 75V74H167ZM87 76V75H86ZM99 76V75H98ZM145 76H147V75H145ZM149 76V75H148ZM147 76V77H148ZM161 76V75H160ZM159 76V77H160ZM171 76V75H170ZM106 77V76H105ZM108 77V76H107ZM116 77V76H115ZM136 77V76H135ZM141 77V76H140ZM143 77V76H142ZM150 77H152L151 76V74H150ZM150 77H148L147 79L150 81ZM157 77H158V75H157ZM173 77V76H172ZM88 78V77H87ZM143 78H146V77H143ZM163 78V77H162ZM138 79V78H137ZM161 79V78H160ZM220 79V78H219ZM226 79V78H225ZM247 79V78H246ZM252 79V78H251ZM85 80H86V78H85ZM120 80V79H119ZM145 81H147L146 79H144ZM152 80H154V78L153 79H151V81ZM162 80V79H161ZM161 80H159V83H160V81ZM84 81V80H83ZM129 81V80H128ZM216 81V80H215ZM85 83H86V81H84ZM109 82V81H108ZM111 82V81H110ZM136 82V81H135ZM139 82V81H138ZM156 82H158V81H156ZM214 82V81H213ZM227 81L225 80L223 83H221L223 86L225 85V83H226ZM115 83V82H114ZM117 83V82H116ZM122 83V82H121ZM150 83V82H149ZM158 83V84H159ZM220 83V82H219ZM218 83V84H219ZM119 84V83H118ZM138 84V83H137ZM157 84V83H156ZM155 84V85H156ZM161 84V83H160ZM85 85V84H84ZM115 85H117V84H115ZM124 85H125V83H124ZM220 85V84H219ZM90 86V85H89ZM121 86V85H120ZM119 86V87H120ZM123 86V85H122ZM121 86V87H122ZM133 86L136 88L137 86H136V83H133V84H129V86H126V87H132L133 88ZM141 86V85H140ZM159 85H157V87H158ZM196 86V89L197 88H199V89H197V90H193V91H191L192 90V88L193 87H195ZM12 87V88H13ZM81 87H83V86H81ZM124 87V86H123ZM160 87V86H159ZM211 87V86H210ZM225 87V86H224ZM5 88H7V87H5ZM134 88V89H135ZM4 89V88H3ZM2 89V90H3ZM11 89V88H10ZM13 89H15V88H13ZM13 89H12V91H13ZM213 89V88H212ZM1 90V89H0ZM7 90V89H6ZM15 90V91H16ZM130 90V89H129ZM217 90H218V88H217ZM11 91V92H12ZM204 91H206L205 89H204ZM208 91H210V90H208ZM212 91V90H211ZM210 91V92H211ZM214 91V90H213ZM223 91V90H222ZM10 92V93H11ZM54 94H53V93ZM136 92V91H135ZM226 92V91H225ZM10 93H8V94H10ZM55 93L56 94H60V100L58 99V98H56L55 96ZM70 93V92H69ZM207 93V92H206ZM205 93V94H206ZM213 93V92H212ZM14 94H15V92H14ZM19 94V93H18ZM22 94V93H21ZM24 94V93H23ZM22 94V95H23ZM71 94V93H70ZM112 94V93H111ZM110 94V95H111ZM114 94V93H113ZM204 94V95H205ZM5 95V94H4ZM109 95V96H110ZM203 95V96H204ZM9 96V95H8ZM13 96V95H12ZM11 96V97H12ZM24 96V95H23ZM113 96H115V95H113ZM117 96V95H116ZM221 96V95H220ZM10 97V96H9ZM31 97V96H30ZM73 97V96H72ZM171 97V98H170ZM209 97V96H208ZM19 98V97H18ZM32 98V97H31ZM116 98V97H115ZM178 98V97H177ZM180 98V97H179ZM224 98V97H223ZM25 99V98H24ZM27 99V98H26ZM33 99V98H32ZM72 99V98H71ZM116 100V99H115ZM170 100V101H171ZM28 101V100H27ZM38 101V102H37ZM33 102V101H32ZM68 102V101H67ZM254 102V101H253ZM70 103V102H69ZM160 103V102H159ZM31 104V103H30ZM115 104V103H114ZM145 104V103H144ZM147 104V103H146ZM153 104H154V102H153ZM21 105V104H20ZM23 106L22 107H24V105L25 104H22ZM49 105V104H48ZM60 105V104H59ZM98 105V104H97ZM2 106V105H1ZM37 106H40L39 104L37 105ZM58 106V105H57ZM70 106V105H69ZM92 106V105H91ZM50 107V106H49ZM136 107V106H135ZM150 107V106H149ZM2 108V107H1ZM37 108V107H36ZM145 107H143V105L142 106H137L136 108H135V111L134 112H131L130 114H127V118L123 121V119H122V121H123V123L121 124V126H119L118 127V129H116L115 131H111V133H110V138H112V139H115L119 134H125L126 135V133L125 132H127L128 130H127V128L126 127H124L125 125H129V123H131V122H133L132 123V125H137V124H135L136 122H138L139 120H140V114H141V111H143L142 109H144ZM20 109H22V108H20ZM38 109V108H37ZM90 109V108H89ZM132 109V108H131ZM146 109V108H145ZM150 109V108H149ZM159 109V108H158ZM0 110H2V111H0V121L2 120L3 122L5 121V123L7 124V125H3L5 128L3 129V131H4V133H5V135H9L8 137L10 138V137H12V139H13V137L14 136H12V126L11 127H9V125L8 124H11V125H17V123H18V117L20 118V116H22L23 115V117H24V114H28V115H30V116H32L33 114H31V113H33V110H32V112L29 114V113H27V112H25V113H23L22 111H19V112H17L16 111V109H15V107L13 106V105H5L4 106V108H2V109H0ZM26 110V109H25ZM28 111V110H27ZM91 111V110H90ZM153 112V111H152ZM37 113V115L39 114V111L38 112H35L34 113V115ZM42 113V112H41ZM193 113V112H192ZM119 114H121V113H119ZM123 114V113H122ZM121 114V115H122ZM159 114V113H158ZM44 115V114H43ZM150 115V114H149ZM153 115V114H152ZM194 115V114H193ZM36 116V115H35ZM40 116V115H39ZM67 116H69V115H67ZM118 116H120V115H118ZM195 116V115H194ZM27 117V116H26ZM33 117V116H32ZM36 117H38V116H36ZM45 117V116H44ZM117 117V116H116ZM124 116H122V118H123ZM147 117V116H146ZM193 117V116H192ZM28 118V117H27ZM39 118V117H38ZM66 118V117H65ZM25 119V118H24ZM24 119H22V120H24ZM29 119H31V118H29ZM28 119V120H29ZM41 119V118H40ZM39 119V120H40ZM52 119V118H51ZM118 119V118H117ZM119 119H120V117H119ZM35 121H37V120H35ZM41 121H43V120H41ZM45 121V120H44ZM120 121H121V119H120ZM119 121V122H120ZM2 122V123H3ZM24 122V121H23ZM28 124H30L31 122H32V119H31V122L29 123L28 121H26ZM118 122V121H117ZM140 123V122H139ZM187 123V122H186ZM189 123V122H188ZM117 124V123H116ZM116 124H114V128L116 127L115 125ZM1 125V124H0ZM2 125H1V127H2ZM104 125V124H103ZM117 125H119V124H117ZM142 125V124H141ZM147 125V124H146ZM148 126V125H147ZM27 127V126H26ZM16 128V127H15ZM142 128V127H141ZM144 128V127H143ZM70 129V128H69ZM68 129V130H69ZM113 129V128H112ZM112 129H110V130H112ZM114 130V129H113ZM130 130V129H129ZM137 130V129H136ZM1 131V130H0ZM70 132V131H69ZM139 132V131H138ZM0 133H2V132H0ZM137 133V132H136ZM131 134V133H130ZM138 134V133H137ZM1 135H3V134H1ZM4 135V136H5ZM13 135H14V133H13ZM109 135V134H108ZM136 135V134H135ZM135 135L133 136V137H135ZM181 136V135H180ZM131 137H132V135H131ZM175 137V136H174ZM126 138V137H125ZM11 139V140H12ZM106 139V138H105ZM127 139V138H126ZM103 140V139H102ZM133 140V139H132ZM117 141V140H116ZM113 142V141H112ZM122 142V141H121ZM170 142H172V141H170ZM178 142V141H177ZM3 143V142H2ZM127 143V142H126ZM108 144L109 143H107V142H104V141H102V143L100 144V146H98L97 148H95V149H92L89 153H87L86 155H84V156H87V158L86 159H88V157H90V155H91V157L93 158V157H95V156H97V155H99V154H102V153H104L106 150H107V147H108ZM113 144V143H112ZM130 144H131V146H130ZM110 146V145H109ZM170 146V145H169ZM172 147V146H171ZM170 147V148H171ZM113 150V149H112ZM5 151V150H4ZM109 151V150H108ZM87 152V151H86ZM231 152V151H230ZM32 153V152H31ZM109 153V152H108ZM112 153V152H111ZM114 153V152H113ZM232 153V152H231ZM236 153V152H235ZM44 154V153H43ZM233 154V153H232ZM28 155H30V154H28ZM33 155V154H32ZM228 155V154H227ZM60 156V155H59ZM155 156H158V159H156V157ZM32 157V156H31ZM100 157V156H99ZM35 158V157H34ZM84 158V157H83ZM98 158V157H97ZM161 158V159H160ZM236 158V157H235ZM239 158V157H238ZM85 159V158H84ZM96 159V158H95ZM154 159V160H153ZM157 162H156V161ZM172 160H174V159H172ZM235 160V159H234ZM34 161H36V160H34ZM85 161V160H84ZM94 161V160H93ZM168 161V160H167ZM81 162V161H80ZM170 162H171V160H170ZM169 162V163H170ZM223 162V161H222ZM233 162V161H232ZM35 163V162H34ZM145 163V164H144ZM168 162H167V164H169ZM227 163V162H226ZM229 163V162H228ZM74 164V163H73ZM72 164V165H73ZM223 164V163H222ZM33 165V164H32ZM38 165V164H37ZM71 165V164H70ZM162 165H163V162H162ZM165 165H166V163H165ZM227 165V164H226ZM146 166V167H147ZM167 166H169V165H167ZM171 166V165H170ZM169 166V167H170ZM173 166V165H172ZM230 166V165H229ZM68 167V166H67ZM80 167V166H79ZM88 167H89V165H88ZM145 167V166H144ZM168 167V168H169ZM152 168V169H153ZM167 167L165 166L164 167V169H166ZM136 169V168H135ZM139 169V168H138ZM146 169V168H145ZM149 170L151 169V168H148ZM147 169V170H148ZM170 169V168H169ZM169 169L166 171V172H168L169 171ZM171 169H172V167H171ZM148 170V171H149ZM163 170V171H162ZM136 171H138V170H136ZM135 171V172H136ZM142 171V170H141ZM157 171V170H156ZM161 171H162V173H161ZM178 171V170H177ZM138 172H140V171H138ZM144 172H147V171H144ZM150 173H151V171H149ZM165 173V172H164ZM81 174H83V173H81ZM80 174V175H81ZM88 174V173H87ZM147 175V174H146ZM153 175V174H152ZM151 175V176H152ZM172 175V174H171ZM170 175V176H171ZM180 176V175H179ZM136 177V176H135ZM143 177V176H142ZM152 178H149V179H152ZM167 178V177H166ZM168 178H170L169 176H168ZM177 178V177H176ZM176 178H174L175 180H177ZM180 178V177H179ZM160 179V181L162 180L161 178H159ZM163 179H165V178H163ZM171 179V178H170ZM81 180V179H80ZM90 180H92V181H90ZM135 180H137V179H135ZM157 180V179H156ZM191 180V179H190ZM101 181V182H102ZM116 181V182H117ZM131 181V182H130ZM166 182H165V184L167 183V182H169L167 179L165 180ZM172 181L173 180H171L170 182H171V185H169V188L167 187V185L165 186V184H164V186L165 187H163V189H166V187H167V190H165V191H167L165 194H163V196H161V194H160V192H159V194H158V197H159V195L161 196L160 198H156V196H154L156 199H152V198H154L153 197V193H151V195H152V198L150 199V198H148V197H146V196H148V195H146L145 197H143V196H141V194L143 193H139L137 190L136 191H133V189H131L132 191H130V192H127V191H129V189L126 191L127 193L125 194V195H122V197L120 196V198L118 197L117 199H115L116 201L115 202H111V204H114V209H116V208H119V210L123 207H125V206H128V207H136L139 203H140V201L141 202H144V203H147V204H153V206H154V204L156 205L157 204V206L158 207H161L160 209H159V211H161V212H166V213H168V214H172V215H174V216H176L179 220H181V222H183V223H185V222H187L186 220L188 219V217L189 216H192V212H190V211H192V208H193V206L191 205V203L189 202V200L188 201H185L184 199H182V195H184V192H183V194H181L182 193V191H183V186L185 187V184H183V186L181 185V183L179 184L178 182H176V183H178L179 185H177L176 187H173L174 186V184H172ZM178 181V180H177ZM100 182V183H101ZM148 182H149V180H148ZM148 182H146V183H148ZM150 182H152L151 180H150ZM154 182V181H153ZM152 182V183H153ZM174 182V181H173ZM187 182V181H186ZM110 183V182H109ZM152 183H151V185H152ZM156 183V182H155ZM157 183H158V181H157ZM157 183H156V185H157ZM161 183H162V181H161ZM164 183V182H163ZM175 183V184H176ZM183 183V182H182ZM143 184V183H142ZM142 184H139V185H142ZM154 184V183H153ZM159 184H160V182H159ZM114 185V184H113ZM115 185H116V183H115ZM144 185V184H143ZM151 185H149L151 188H152V186ZM161 185V184H160ZM108 186V185H107ZM120 186V185H119ZM130 186V187H131ZM145 186H147V184L145 185ZM148 186V188L149 189H151L150 187ZM154 186H155V184H154ZM154 186H153V188H154ZM173 187V188H171V187ZM103 187V186H102ZM113 187V186H112ZM136 187V186H135ZM142 187V186H141ZM158 187V186H157ZM160 187V186H159ZM162 187V186H161ZM98 188H99V186H98ZM115 188H116V186H115ZM132 188V187H131ZM137 188H138V186H137ZM139 188H140V186H139ZM145 188V187H144ZM187 188V187H186ZM100 189V188H99ZM123 189V188H122ZM146 189V188H145ZM97 190V189H96ZM95 190V191H96ZM104 190V189H103ZM135 190V189H134ZM158 190H161V191H163L162 189H158ZM99 191V190H98ZM111 191V190H110ZM150 191V190H149ZM153 191L154 192H156L154 189H153ZM187 191V190H186ZM104 191H102V193H103ZM57 193H59V195L57 196V198H52V199H50V200H48V201H45L44 202V199H46L45 197H52V196H54L55 194H57ZM85 193V192H84ZM105 193V192H104ZM147 194L149 193L150 194V192H146ZM78 194H79V192H78ZM98 194H99V192H98ZM144 194V193H143ZM157 194V193H156ZM102 195V194H101ZM104 195V194H103ZM151 195H149L150 197H151ZM93 196H96V199H95V197H93ZM16 197V196H15ZM91 197V198H90ZM93 197V198H92ZM190 197V196H189ZM73 198V199H72ZM78 198V197H77ZM242 198H243V203L241 204L242 205V207H243V205H246L247 206V204L248 203H246V202H249V201H247L246 200V202H244L245 201V198L242 196ZM12 200V199H11ZM77 200V199H76ZM86 200V201H85ZM187 200V199H186ZM14 201V200H13ZM139 201V203L137 204V205H135V203L136 202H138ZM15 202V201H14ZM17 202V201H16ZM19 202V201H18ZM13 203V202H12ZM109 203V202H108ZM18 203H16V205H17ZM94 204V205H93ZM110 204V206H112ZM251 204V203H250ZM70 205V206H69ZM97 205H101V204H97ZM106 205V204H105ZM109 205V204H108ZM141 205V204H140ZM140 205H139V207H140ZM166 205H168V206H166ZM71 206H73V207H71ZM92 206H94V207H92ZM98 206V207H99ZM145 206V207H144ZM143 207L145 208V212H146V205H144ZM149 205H147V207H148ZM152 206V205H151ZM151 206L149 207V208H151ZM245 206V207H246ZM249 206V205H248ZM121 207V208H120ZM139 207H136L137 209H140ZM142 207V208H143ZM7 208V207H6ZM100 208V207H99ZM105 208V207H104ZM103 207L101 208V209H97V211H95L94 213H93V216H89V218L88 219H86L85 220V222H81V224H82V226L81 225H78L79 226V228H83L85 231H82V230H80V231H82V232H77V230H78V228H77V230H76V232L77 233H68V235H66L65 237L68 239V243H69V247L67 246V247H65V248H63L62 250L61 249H57V248H55V250L57 249V250H61L62 251V254H61V258H63V257H65V258H70V255H74L75 253H77V252H79L80 251V254L79 255H82L83 253H84V250H83V252L81 253V248H80V245L81 244H83V242H82V240L84 239V238H88V237H90V236H87V237H85L84 236V234L85 235H87L88 233L86 232V231H90V232H92V234H91V237H93V236H95V234H96V232L95 231H97L98 229L96 228L98 225H96V224H99V222L101 221L100 219H101V217H106V215L107 214H110V213H107L108 211H106V215L105 216H101V214H104L103 212H102V210L104 209ZM107 208V207H106ZM105 208V209H106ZM108 208H109V206H108ZM107 208V209H108ZM111 208V207H110ZM122 208V209H123ZM127 208V207H126ZM155 208H157L156 206L153 208L154 210H155ZM89 209V210H90ZM104 209V210H105ZM106 209V210H107ZM135 209V208H134ZM152 209V210H153ZM2 210V209H1ZM95 210V209H94ZM109 210H113V209H109ZM118 210V211H119ZM125 210V209H124ZM128 210V209H127ZM131 210V209H130ZM3 211H4V209H3ZM28 211V212H29ZM86 211V212H85ZM123 211V210H122ZM135 211H136V209H135ZM134 211V212H135ZM142 211V210H141ZM140 211V213H143L144 214V212H141ZM150 211V210H149ZM156 211H158V210H156ZM27 212V213H28ZM115 212V211H114ZM128 212V211H127ZM153 211H151V212H149V213H152ZM30 213V212H29ZM28 213V214H29ZM118 213H123V212H118ZM129 213V212H128ZM130 213H131V211H130ZM27 214V215H28ZM91 214H92V212H91ZM137 214V213H136ZM156 214H157V212H156ZM167 214V215H168ZM26 215V216H27ZM89 215H90V213H89ZM132 215H134L133 214V212H132ZM142 215V214H141ZM146 215H149L150 217H151V215L150 214H146ZM153 215V214H152ZM162 215V214H161ZM166 215V214H165ZM85 216H87V215H85ZM154 216V215H153ZM152 216V217H153ZM158 216V215H157ZM159 216H160V213H159ZM158 216V217H159ZM83 219H84V217L83 216H81ZM108 217V216H107ZM151 217V218H152ZM194 217V216H193ZM81 218V219H82ZM87 218V217H86ZM130 218H132V220H134L135 218H133V217H130ZM146 218V217H145ZM149 218V217H148ZM155 218V217H154ZM170 218V217H169ZM76 219V220H75ZM80 218H79V220H77V222L78 221H80L81 220ZM83 219H82V221H83ZM105 219H107V218H105ZM139 219V218H138ZM137 219V220H138ZM141 219H143V218H141ZM140 219V220H141ZM156 219H157V217H156ZM26 220H28V219H26ZM119 220V219H118ZM136 220V219H135ZM136 220V221H137ZM151 220H153V219H150V221ZM159 220V219H158ZM189 221H190V219H188ZM99 221V222H98ZM108 221V220H107ZM120 221V220H119ZM131 221V220H130ZM143 221H146V220H143ZM143 221H142V223H143ZM149 221V222H150ZM196 221V220H195ZM98 222V223H97ZM106 222V221H105ZM122 222V221H121ZM148 222V221H147ZM154 222V221H153ZM155 222H157V221H155ZM191 222V221H190ZM190 222H188L187 224H189ZM85 223V224H84ZM117 223V222H116ZM115 223V224H116ZM123 223V222H122ZM146 223V222H145ZM193 223V222H192ZM237 223V222H236ZM235 222H231L230 224H228L229 225V228L230 229H228L229 231L230 230H233V228H234V226H236L235 224H236ZM11 224V223H10ZM70 224V223H69ZM68 224V225H69ZM84 224V225H83ZM138 224V223H137ZM148 224V223H147ZM155 224H157V226H159L158 224V222L157 223H155ZM41 225V224H40ZM73 225V224H72ZM130 225V224H129ZM139 225V224H138ZM138 225H137V227H138ZM143 225V224H142ZM145 225V224H144ZM153 225H154V223H153ZM163 225V224H162ZM196 225V224H195ZM64 226V225H63ZM101 226H102V224H101ZM100 226V227H101ZM114 226V225H113ZM117 226H119V225H117ZM123 226V225H122ZM148 226V225H147ZM152 226V225H151ZM150 226V227H151ZM179 226V225H178ZM77 227V226H76ZM116 227V226H115ZM142 227V226H141ZM145 227H146V225H145ZM144 226H143V228H145ZM161 227V226H160ZM163 227V226H162ZM182 227V226H181ZM248 227H250V223H248V225L246 226V230H247V228ZM12 228V227H11ZM119 227H117V228H113L112 227V229H118ZM121 228V227H120ZM140 227H138V229H139ZM147 228H149V226L148 227H146V231H147V233H149V229L153 232V230H155L154 228H149V229H147ZM155 228H156V226H155ZM158 228V227H157ZM156 228V229H157ZM179 228V227H178ZM65 229H68L67 227L65 228ZM101 229V228H100ZM99 229V230H100ZM133 229V228H132ZM163 229V228H162ZM180 229V228H179ZM224 229V228H223ZM237 229V228H236ZM244 229V228H243ZM12 230H14V229H12ZM140 230H142V229H140ZM138 231V232H140V234H141V231ZM158 230V229H157ZM182 230H183V228H182ZM31 231V230H30ZM54 231V230H53ZM65 231V230H64ZM94 231V232H93ZM102 231H104V230H102ZM101 231V232H102ZM194 231V230H193ZM247 231H249V229L247 230ZM73 232V231H72ZM84 232H86V233H84ZM97 232H99V231H97ZM101 232H99L100 233V238H101ZM107 232V231H106ZM106 232H104V233H106ZM112 232H114V230L112 231ZM111 232V233H112ZM116 232V231H115ZM133 232V231H132ZM155 232V231H154ZM161 232H162V230H161ZM244 232H246V231H244ZM3 233V232H2ZM93 233H95V234H93ZM99 233H97V235H99ZM111 233H109L110 234V236H107V235H103L102 236V239H101V241L99 242V243H94L95 241L96 242H98V238L99 237H95L96 239H95V241L93 242V241H91L90 240V242H92V243H94L93 245H94V247H95V252L97 251V253L98 252H101V251H105V250H107V249H109V242H110V239H112V240H117V237H115L114 239H113V237L114 236H117L116 235V233H112V234H114V236L113 235H111ZM117 233H118V231H117ZM135 233V232H134ZM144 233H146L145 231H144ZM157 233V232H156ZM193 233V232H192ZM226 233V232H225ZM103 234V233H102ZM108 234V233H107ZM119 234V233H118ZM188 234V233H187ZM42 235V234H41ZM96 235V236H97ZM129 235V234H128ZM133 235V234H132ZM139 235V233L137 234V236ZM145 235V234H144ZM150 235V234H149ZM152 236H148L149 238V240L147 241L146 240V243H148V242H156V244H154L156 247H157V242L158 243H160V239L159 240H157V236H156V238L153 236V234H151ZM169 235V234H168ZM233 235V234H232ZM237 235V234H236ZM112 236V237H111ZM122 236V235H121ZM123 236H125V235H123ZM122 236V237H123ZM142 236V235H141ZM146 236V235H145ZM144 236V237H145ZM239 236V235H238ZM37 237V236H36ZM41 237V236H40ZM118 237H120L119 235H118ZM122 237H120L119 239L120 240H122L123 238ZM139 237V236H138ZM151 237V238H150ZM154 237V238H153ZM161 237V236H160ZM196 237V236H195ZM26 238V237H25ZM39 238V237H38ZM147 238V237H146ZM193 238H194V236H193ZM192 238V239H193ZM33 239V238H32ZM41 239V238H40ZM92 239V238H91ZM138 239V238H137ZM136 239V240H137ZM162 239V238H161ZM164 239V238H163ZM174 239V238H173ZM30 240V239H29ZM93 240H94V237H93ZM115 240L113 241V243L115 242ZM142 240L144 241V239H143V237H142ZM141 240V241H142ZM182 240V239H181ZM258 240H259V238H258ZM33 241V240H32ZM32 241H30V242H32ZM83 241H85V240H83ZM119 240H117L116 242H118ZM138 242H140V240H137ZM164 241V240H163ZM233 241V240H232ZM39 242V241H38ZM82 242V243H81ZM89 242V243H90ZM185 242H187V241H185ZM263 242V241H262ZM22 243H24V244H22ZM40 243V242H39ZM55 243V242H54ZM58 243V242H57ZM120 243V242H119ZM137 243V242H136ZM140 243H142V242H140ZM139 243V244H140ZM34 244V243H33ZM85 244H87V243H85ZM112 244V243H111ZM115 244V243H114ZM121 244H123V248L124 249H126V247H124V243H122V241H121ZM131 244V243H130ZM135 244V243H134ZM144 244H145V242H144ZM144 244L142 243V246L139 248V246L137 247L138 249H143L144 247ZM148 244H150V243H148ZM35 245V244H34ZM89 245V244H88ZM113 245V244H112ZM117 246H118V244H116ZM120 245V244H119ZM151 245V244H150ZM170 245V244H169ZM262 245V244H261ZM52 246H54V245H52ZM84 246V245H83ZM132 246H133V244H132ZM137 245H135V246H133V250L135 249V247H136ZM146 246V245H145ZM149 246V245H148ZM253 246V245H252ZM263 247H259V248H255V249H252V250H250L248 247V249L249 250H247V248L246 249H241V250H239V249H236V250H239V251H236V250H234V251H236V252H232L233 253V255H236V258L238 259V260H240V261H236V263H234V264H251V263H253V262H255L256 260H259V261H261V262H259V261H257V262H259L260 264H264V257H263V254H264V245H262ZM56 247V246H55ZM59 247H60V245H59ZM92 247V246H91ZM90 247V248H91ZM94 247L92 248V252H94L93 250H94ZM122 247H121V249H122ZM152 248H156V247H153V245L151 246ZM161 247V246H160ZM158 248L159 249V254H158V256H156V254L155 253H153V254H155V255H153L156 259V261H155V263L153 262V264H182L181 262L183 261V259H184V257H185V253H186V250H183V251H185V253L184 252H181V251H179L178 252V250H177V253H175V249L174 248H172V249H174L173 251L174 252H171L170 253V251H171V249H170V247L169 246H167V248ZM165 247H166V245H165ZM168 247H169V249H168ZM181 247V246H180ZM212 247V246H211ZM113 248V247H112ZM115 248H117V250H119L120 248H118V247H115ZM128 248V247H127ZM129 248L131 249V247L129 246ZM183 248V247H182ZM214 248V247H213ZM228 248V247H227ZM240 248V247H239ZM85 249V248H84ZM120 249V250H121ZM145 249V248H144ZM157 249V250H158ZM230 249H232V248H230ZM47 250V249H46ZM123 250V249H122ZM129 250V249H128ZM136 250V249H135ZM199 250V249H198ZM90 251H91V249H89V253H90ZM205 251H207V250H205ZM21 252H19V253H21ZM42 252V251H41ZM91 252V253H92ZM114 252V251H113ZM125 252V251H124ZM128 252V251H127ZM131 252V251H130ZM18 253V254H19ZM28 253V252H27ZM61 253V252H60ZM86 253H88V252H86ZM85 253V254H86ZM97 253H95V254H97ZM102 253H104V252H101L100 254L102 255ZM111 253V252H110ZM129 253V252H128ZM175 253V254H174ZM197 253V252H196ZM24 254V253H23ZM41 254V253H40ZM47 254V253H46ZM84 254V255H85ZM93 254V253H92ZM91 254V255H92ZM134 254H137V253H135L134 252ZM17 255V254H16ZM43 255V254H42ZM45 255V254H44ZM78 254H76V256H77ZM88 255V254H87ZM86 255V256H87ZM90 255V256H91ZM99 254H97V256H98ZM109 255V254H108ZM140 255V254H139ZM174 255V256H173ZM230 255H231V253H230ZM19 256V255H18ZM34 256V255H33ZM63 256V257H62ZM94 256V255H93ZM96 256V255H95ZM96 256V257H97ZM105 255L103 254V256H100L101 258H103ZM135 256V255H134ZM141 256V255H140ZM145 256V255H144ZM152 256V255H151ZM193 256V255H192ZM192 256H190V257H192ZM232 256V255H231ZM24 257V256H23ZM34 257H36V255L34 256ZM39 258L41 257V256H38ZM38 257H36V259L38 258ZM73 257V256H72ZM72 257L70 258V259H68V260H72ZM82 258H80V259H82V262L84 263V258H83V256H81ZM85 257V256H84ZM100 257H98V260H99V258ZM106 257V256H105ZM33 258V257H32ZM65 258H63L64 260H65ZM78 258V257H77ZM93 258V260H94V257H92ZM100 258V259H101ZM140 258V257H139ZM144 258V257H143ZM240 258V259H239ZM18 259V258H17ZM21 259V258H20ZM79 259V258H78ZM85 259H86V257H85ZM145 259V258H144ZM209 259V258H208ZM5 260V259H4ZM33 260L35 261V259L33 258ZM39 260V259H38ZM67 260V261H68ZM87 260H88V258H87ZM102 260V259H101ZM100 260V261H101ZM114 260H116V259H114ZM131 260V259H130ZM23 261V260H22ZM24 261H25V259H24ZM28 261V260H27ZM26 261V262H27ZM86 261V260H85ZM88 261H90V260H88ZM87 261V262H88ZM99 261V262H100ZM145 261V260H144ZM154 261V260H153ZM188 261V259L186 260V261H184L185 263H188L187 262ZM204 261V260H203ZM207 261V260H206ZM10 262V261H9ZM99 262H96V263H99ZM102 262V261H101ZM112 262H113V259H112ZM122 262H123V260H122ZM122 262H121V264H122ZM139 262V261H138ZM137 262V263H138ZM208 262V261H207ZM103 264H105V262H102ZM107 263H108V261H107ZM106 263V264H107ZM120 263V262H119ZM118 263V264H119ZM125 263V262H124ZM202 263V262H201ZM58 264V263H57ZM68 264V263H67ZM82 264V263H81ZM85 264V263H84ZM90 264H91V262H90ZM100 264V263H99ZM108 264H110V263H108ZM125 264H127V263H125ZM138 264H140V263H138ZM141 264H145V263H142V261H141ZM148 264V263H147ZM149 264H152V263H150L149 262ZM190 264V263H189ZM205 264V263H204ZM231 264V263H230ZM258 264V263H257Z\"/></svg>",
	"mask_w": 264,
	"mask_h": 264
}]
</instances>
